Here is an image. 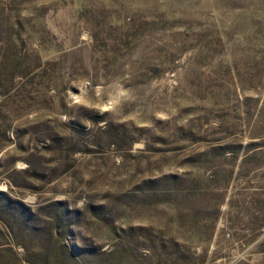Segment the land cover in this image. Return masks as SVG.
Returning a JSON list of instances; mask_svg holds the SVG:
<instances>
[{
  "label": "rangeland",
  "instance_id": "374dc122",
  "mask_svg": "<svg viewBox=\"0 0 264 264\" xmlns=\"http://www.w3.org/2000/svg\"><path fill=\"white\" fill-rule=\"evenodd\" d=\"M0 264H264V0H0Z\"/></svg>",
  "mask_w": 264,
  "mask_h": 264
}]
</instances>
